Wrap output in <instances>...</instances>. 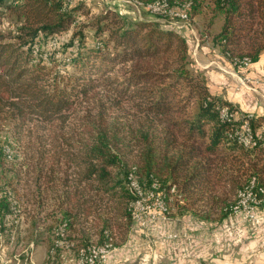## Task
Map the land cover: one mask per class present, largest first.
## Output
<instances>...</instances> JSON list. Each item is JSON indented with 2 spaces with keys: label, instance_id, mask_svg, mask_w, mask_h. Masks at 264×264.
<instances>
[{
  "label": "trees",
  "instance_id": "1",
  "mask_svg": "<svg viewBox=\"0 0 264 264\" xmlns=\"http://www.w3.org/2000/svg\"><path fill=\"white\" fill-rule=\"evenodd\" d=\"M166 1L180 8L188 3L192 18L205 0ZM207 1L221 15L213 45L235 64L257 61L264 50V0ZM1 8L17 25L0 33V219L18 198L20 179L23 188L29 181L32 204L47 208L58 224L47 261L59 250L57 239L75 245V252L87 247L86 232L111 249L125 241L133 224L135 195L126 182L133 168L145 186L154 179L167 191L175 185V213L202 220L232 213L250 183L264 195V114L249 115L189 73L181 30L168 21L126 24L106 12L102 23L81 26L94 28V43H85L78 28L50 51L43 43L66 32L73 18L66 0H0ZM59 53L66 56L53 70ZM93 100L96 111L82 106ZM122 106L145 124L110 121L107 114ZM245 121L252 140L246 144L234 133Z\"/></svg>",
  "mask_w": 264,
  "mask_h": 264
},
{
  "label": "rangeland",
  "instance_id": "2",
  "mask_svg": "<svg viewBox=\"0 0 264 264\" xmlns=\"http://www.w3.org/2000/svg\"><path fill=\"white\" fill-rule=\"evenodd\" d=\"M66 3L69 11H72L73 13V18L68 30L59 34L60 37H51L48 46L46 45L47 43L43 41V45L49 48L50 51L53 47L57 46L58 40L62 42L70 32L78 28L82 30L84 37L83 41L85 43H94V28L92 26H81L95 21L99 22L98 18L103 16L102 14L106 12L112 14L107 16L122 18L125 20L126 24L131 23L134 20L142 19L152 20L159 23L168 21L170 25L181 30L187 37L188 53L186 58V68L193 77L201 80L207 85L209 91L213 95L220 96L223 99H228L226 96L227 91H234L235 93L240 92L241 95L242 93L244 95L245 93L247 94L245 89H241L245 88L246 85L239 82L236 87L234 84L236 77L237 79H243L244 68L228 61L219 52L218 46L213 45L211 41V34L215 33L220 27L221 15H219V13H214L211 10V5L207 0L202 2L196 15L192 18H188L186 21H182L174 16L164 18L161 14L153 13L145 6L141 4L139 5V3H136V0H66ZM171 8L175 9V7ZM99 23H102V21ZM16 25L17 20L15 19L14 14L9 10L1 8L0 33L14 31ZM36 51L37 48H34L32 53L34 56L39 55ZM63 56L66 55H63L62 53L55 55L56 60L53 65L56 64V66H53V70L62 66L61 58ZM41 57L44 60L48 59L43 53H41ZM46 64L50 66V62H47ZM67 68L69 71L72 70L69 66H67ZM60 71L64 72L63 68L60 69ZM215 77H218L220 81H217ZM219 86L221 87L218 94L216 91H213V88L215 87L217 90ZM239 86L241 88H239ZM95 103V100L92 102H82V106L88 105L92 111H96L97 104ZM78 111L82 112L83 109L80 108ZM78 114L80 113L78 112ZM107 117L110 121L116 122L122 126H128L131 124L132 127H138L140 124H145V117L134 113L126 106L111 110L107 114ZM3 133L4 131L1 135H3ZM11 149L14 155L21 154L20 148L11 146ZM11 149H7V153H11ZM7 174L9 175V173ZM24 183V179L21 178L16 187V192L19 195L18 198H12L13 202L10 205L9 212L5 213L3 218L0 219V264H77V261L82 258V255L80 256L81 251L85 249L84 253L86 252V255L90 247L97 245L96 241L98 239L96 235L94 233L91 235L86 232V235L89 237L87 240L89 243L85 248L79 247L76 252L75 245L62 239H57L56 241H58L60 245L59 250L58 252H50L52 256L47 261V251L50 249L53 239L55 238L53 231H55V229L58 230V224L55 221L53 214L47 213L49 211L47 208L48 211L46 212V209L42 208L43 210H40L39 207L32 204L31 199H33V188L30 186L31 183L29 181L26 182V187L23 188L22 184ZM172 188L173 190H171ZM163 191L169 207V218L175 217L178 213H175L174 204L176 201L174 200V196H176L177 199H180V196L176 195L175 185H171L168 191L165 189H163ZM23 192L27 193V195H21ZM181 214H190L191 216L199 218L189 211ZM230 214L231 215L227 220H204L208 222V224L204 226L202 231L211 234L213 239H217L219 241V248H224V250H218L217 254L214 255V259L210 260L205 258L204 260H201L199 264H264L263 249L260 252H252L253 250L249 251L247 249L246 251V249L243 248L245 246H241L239 249L240 251L235 252L233 257L231 252L226 251L227 248L225 247L227 246L222 244L231 241V238L229 237L233 231L235 240H238L239 243H241L248 239L243 228L249 222L260 218L256 214V211L254 213L255 218L250 221L245 220L242 213L238 212L236 213V216H233V213ZM132 220V226H136L139 229L137 231L140 232V236L147 239V236L145 235L146 232L144 231L147 223L149 221L165 219H147L143 225L133 218ZM132 226L128 231L125 241L116 245V247L121 246L128 240ZM262 235L264 236V232ZM112 239L113 242L117 241L115 235H112ZM58 253H60V255Z\"/></svg>",
  "mask_w": 264,
  "mask_h": 264
},
{
  "label": "crops",
  "instance_id": "3",
  "mask_svg": "<svg viewBox=\"0 0 264 264\" xmlns=\"http://www.w3.org/2000/svg\"><path fill=\"white\" fill-rule=\"evenodd\" d=\"M244 70L243 77L250 78V86L239 88L245 89L247 94L242 93V96L240 92L227 91L226 96L251 114H264V50L259 59L250 63ZM215 79L220 81L218 77ZM238 83L239 78L236 77V87ZM220 87L217 90L214 87L213 91L219 94ZM255 211L260 218L249 222L243 228L248 239L239 243L235 240L232 230L231 235L229 234L231 241L222 244L227 246L226 251L231 252L232 257L235 252L240 251L241 246H245L243 248L246 251L264 250V206L257 207ZM230 215L222 220H227ZM233 216H236V213H233ZM207 224L208 222L190 214H177L169 219L149 221L144 229L147 239L140 236L136 226H132L128 240L121 246L110 249L101 264H199L205 258L212 260L217 251L224 248L220 249L219 241L202 231ZM173 233L176 237H168Z\"/></svg>",
  "mask_w": 264,
  "mask_h": 264
},
{
  "label": "built area",
  "instance_id": "4",
  "mask_svg": "<svg viewBox=\"0 0 264 264\" xmlns=\"http://www.w3.org/2000/svg\"><path fill=\"white\" fill-rule=\"evenodd\" d=\"M187 5L188 4H184L181 8L177 6L175 9H168L167 1L156 0L153 2V5L143 6L153 13L161 14L164 18L174 16L182 21H186L188 19L185 10ZM248 65L249 63L247 61L239 64L242 68H247ZM250 81L249 77L239 79V82L246 86L249 85ZM224 112L226 117H228L229 112L226 108H224ZM249 115H251V113ZM234 133L236 136L247 137L249 138V143L252 142L248 123L246 121L241 125V129L235 130ZM126 180L129 181V185L132 187L135 195V204L132 207V218L134 220H137L138 223L143 225L147 219L169 218V207L165 196H158V185H160L158 181H151L149 185L145 186L139 181L136 172L127 174ZM242 194L243 202L239 203V206H234L232 213L239 212L243 214L245 220H253L257 207L264 206V195L260 194V188L258 187L250 188L249 191L242 192ZM168 237H176V234H169ZM107 254L108 253L104 251V244L102 248L91 247L90 264H101L106 259Z\"/></svg>",
  "mask_w": 264,
  "mask_h": 264
},
{
  "label": "bare ground",
  "instance_id": "5",
  "mask_svg": "<svg viewBox=\"0 0 264 264\" xmlns=\"http://www.w3.org/2000/svg\"><path fill=\"white\" fill-rule=\"evenodd\" d=\"M159 1H166V0H159ZM136 3H139V5H140V4H141V5H153V2L143 4L142 2H138V1H136ZM186 4H188V3H186ZM168 9H173V8H171V7L168 5ZM53 44H54V43H53ZM224 108H226V107H223V108L220 110V113H221V116H222L223 118H227V117H226V114H225V112H224ZM226 109H227V108H226ZM230 115H231V114H229V116H230ZM230 136H231V135H230ZM241 140L246 144V143H248L249 138H247V137H242V136H241ZM132 172H135L134 168L131 169V170L128 172V174H132ZM152 181H157V180L154 179V180H152ZM126 182H127V184H128V188H129V190H130L132 193H134L132 187L129 185V181L126 180ZM250 188H252V183H250V185L246 186V187L243 189L242 192L249 191ZM172 190H173V188H172ZM174 191H175V190H174ZM242 192H241V199L239 200V203H242V202H243V194H242ZM158 196H165V193H164L163 189L160 187V185H158ZM134 204H135V199H134V201L131 203V212H132V207L134 206ZM102 246H103V244H97V245H93L92 247H95V248H102ZM110 249H111V248H110L109 244H104V251H105V253H108V252L110 251ZM84 250H85V249H84ZM84 250L81 251V253H80V256L82 255V258L78 261V264H90L91 247L89 248V251H88V253H87L86 255H85L86 252L84 253ZM87 250H88V249H87Z\"/></svg>",
  "mask_w": 264,
  "mask_h": 264
}]
</instances>
